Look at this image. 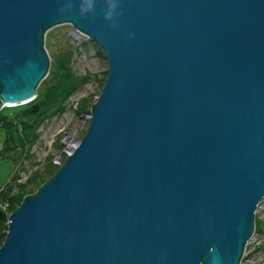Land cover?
Returning <instances> with one entry per match:
<instances>
[{
  "label": "water",
  "instance_id": "water-1",
  "mask_svg": "<svg viewBox=\"0 0 264 264\" xmlns=\"http://www.w3.org/2000/svg\"><path fill=\"white\" fill-rule=\"evenodd\" d=\"M63 22L104 78L0 264H237L264 195V0H0V107L35 95Z\"/></svg>",
  "mask_w": 264,
  "mask_h": 264
},
{
  "label": "rangeland",
  "instance_id": "rangeland-1",
  "mask_svg": "<svg viewBox=\"0 0 264 264\" xmlns=\"http://www.w3.org/2000/svg\"><path fill=\"white\" fill-rule=\"evenodd\" d=\"M43 45L49 60L47 70L52 68V62L65 55L64 48L74 46L75 51L69 56L68 62L74 72L85 73L86 76L74 83L73 90L60 111L43 116L39 120L35 128L37 135L33 140L21 147H14L13 142H9V147L14 149H10L11 151L0 149V184L10 182L11 190L16 188L15 182L22 181L33 169L48 178L58 168L69 151L66 147L82 135L87 125L89 108L85 107L86 109L77 113L74 105L83 96H87L88 103H91L105 74L106 60L100 48L90 37L68 22L47 28ZM48 76L49 74L43 76L38 84ZM23 103L25 102L12 106ZM3 138L4 131L0 127V147ZM49 169H54L50 175L47 173ZM237 264H264V195L253 214L252 231L245 241Z\"/></svg>",
  "mask_w": 264,
  "mask_h": 264
},
{
  "label": "trees",
  "instance_id": "trees-1",
  "mask_svg": "<svg viewBox=\"0 0 264 264\" xmlns=\"http://www.w3.org/2000/svg\"><path fill=\"white\" fill-rule=\"evenodd\" d=\"M63 51L65 55H61L56 61L53 60L55 62H52V68L46 72L49 76L37 84L36 93L31 99L19 106L2 105L0 107V127L4 131V140L0 149L11 151L14 149L9 147V142L10 144L13 142L14 147H21L26 142L33 140L37 135L35 128L39 120L43 116L60 111L64 107L67 96L73 90L74 83L85 78V73L74 72L68 62L75 47H66ZM90 104L88 97L83 96L75 103L74 110L77 113L81 112L87 107L89 108ZM53 170L49 169L47 173L50 175ZM14 178L12 177V179ZM45 178L47 177H44L37 169H33L22 181L15 182L14 190H11L8 181L1 184L0 243L5 234L7 214L14 209L23 196L32 193Z\"/></svg>",
  "mask_w": 264,
  "mask_h": 264
},
{
  "label": "bare ground",
  "instance_id": "bare-ground-1",
  "mask_svg": "<svg viewBox=\"0 0 264 264\" xmlns=\"http://www.w3.org/2000/svg\"><path fill=\"white\" fill-rule=\"evenodd\" d=\"M26 102V101H25ZM7 105V104H6ZM75 143H76V140H73V142L71 143V144H69V146H67L66 147V149L67 150H70L72 147H73V145H75Z\"/></svg>",
  "mask_w": 264,
  "mask_h": 264
}]
</instances>
